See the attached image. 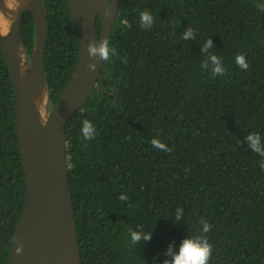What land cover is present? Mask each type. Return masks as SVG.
<instances>
[{
    "label": "trees",
    "instance_id": "trees-1",
    "mask_svg": "<svg viewBox=\"0 0 264 264\" xmlns=\"http://www.w3.org/2000/svg\"><path fill=\"white\" fill-rule=\"evenodd\" d=\"M43 3L53 106L80 46L66 0ZM144 10L154 17L150 29L140 27ZM188 27L196 36L185 41ZM22 34L30 57V12ZM110 44L117 57L105 62L92 97L66 128L83 264H163L170 244L178 252L203 230L201 218L211 226L209 264H264V158L246 139L259 133L264 148V0H120ZM212 54L224 76L212 78L211 64L201 68ZM239 54L247 70L236 64ZM85 119L98 132L92 141L81 133ZM153 138L172 151L153 147ZM26 196L15 97L0 51V264H8ZM141 231L151 239L133 243L131 232Z\"/></svg>",
    "mask_w": 264,
    "mask_h": 264
},
{
    "label": "water",
    "instance_id": "water-1",
    "mask_svg": "<svg viewBox=\"0 0 264 264\" xmlns=\"http://www.w3.org/2000/svg\"><path fill=\"white\" fill-rule=\"evenodd\" d=\"M80 46L79 62L66 88L50 106L44 60L49 41L43 0H0V51L15 97L17 135L27 196L13 238L8 264H83L72 190L66 128L87 104L101 78L105 60L90 56L111 37L120 0H66ZM110 11L105 16V10ZM34 20V47L27 55L22 22ZM100 19L101 28L97 29ZM2 21L6 31L2 32ZM95 65L90 70L88 65ZM23 245L22 251L16 249Z\"/></svg>",
    "mask_w": 264,
    "mask_h": 264
},
{
    "label": "clouds",
    "instance_id": "clouds-1",
    "mask_svg": "<svg viewBox=\"0 0 264 264\" xmlns=\"http://www.w3.org/2000/svg\"><path fill=\"white\" fill-rule=\"evenodd\" d=\"M104 15L109 16L110 11L106 9ZM139 19L140 27L142 29H150L154 24V17L147 10H144L139 13ZM195 36V30L192 27H188L184 31L181 38L187 41L189 37L195 38ZM210 47H212V41L211 39H208L203 44L202 51L207 53ZM88 50L90 56H95L96 53L99 52L100 57L103 58L105 61L109 62L111 58L117 57L118 55L116 48L114 46H111L109 39H104L103 43L99 48H96L90 43L88 45ZM235 62L242 70H247L249 67V64L243 54L237 55L235 58ZM209 64H211L212 78H215L217 76H224L227 73V69L219 56L215 54L210 55L207 60L202 62L201 68H206L209 66ZM88 67L90 70H95V65L89 64ZM81 133L83 138L87 141H92L98 136L96 126L87 119L82 122ZM246 139L249 141V146L251 147L253 152L258 154L260 157L264 158V148H262L260 144V134L250 133L246 137ZM151 144L158 150L165 152L172 151V149L169 148L165 143H162L156 138H153L151 140ZM260 167L264 169V159L261 160ZM127 198L128 197L123 193L119 197L121 201H125L127 200ZM176 215L177 219H179L181 213L178 211ZM200 224H203V230H199V234H193L184 238L179 245L178 252H174L173 245H169L166 255L170 256L171 259L164 260L163 264H209V261L212 256V245L209 243L208 236L206 235V233L211 230V226L203 218H201ZM141 239L145 241L150 240L151 232L147 234L143 233L142 231L131 232V240L133 243L138 242ZM22 248L23 245L18 247L16 249L17 253H20L22 251Z\"/></svg>",
    "mask_w": 264,
    "mask_h": 264
},
{
    "label": "bare ground",
    "instance_id": "bare-ground-1",
    "mask_svg": "<svg viewBox=\"0 0 264 264\" xmlns=\"http://www.w3.org/2000/svg\"><path fill=\"white\" fill-rule=\"evenodd\" d=\"M1 25H2V32H5L6 31V24L2 21Z\"/></svg>",
    "mask_w": 264,
    "mask_h": 264
}]
</instances>
